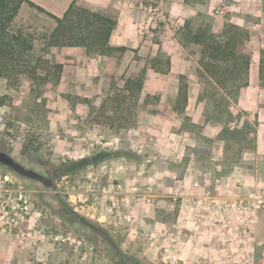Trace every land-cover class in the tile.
I'll use <instances>...</instances> for the list:
<instances>
[{
  "label": "rangeland",
  "instance_id": "obj_1",
  "mask_svg": "<svg viewBox=\"0 0 264 264\" xmlns=\"http://www.w3.org/2000/svg\"><path fill=\"white\" fill-rule=\"evenodd\" d=\"M186 2L188 9L181 13L178 4L165 7L161 0L159 15L148 12L154 23L142 32L141 52L127 47L109 52L106 70L59 68L68 56L61 47L45 48L41 38L53 21L28 5L20 10L15 27L36 35L41 77L0 76V96L7 100L0 107V149L49 178L51 185L0 163V264H120L123 260L110 241L143 264H169L161 259L158 240L148 238L160 221H174L169 200L135 205L131 222L124 218L129 208L122 204L120 211H108L99 221L82 198L115 176L125 186L132 181L172 182L185 175L190 180L195 173L202 179L211 173L212 142L204 125L185 113L179 88L187 96L202 91L204 109L223 107L224 101L210 99L220 90L198 66L201 46L191 42L188 31L221 30L229 17L227 6L235 9L238 4ZM168 45L179 48L176 60ZM63 72L67 78L62 80ZM87 82L95 84L91 97L82 94ZM215 118L220 125L225 120L221 113ZM165 127L173 134L167 137L172 146L160 142ZM245 129V134L228 136L233 149L253 141L252 127ZM134 144H142L143 150ZM120 158L124 169H119Z\"/></svg>",
  "mask_w": 264,
  "mask_h": 264
},
{
  "label": "crops",
  "instance_id": "obj_2",
  "mask_svg": "<svg viewBox=\"0 0 264 264\" xmlns=\"http://www.w3.org/2000/svg\"><path fill=\"white\" fill-rule=\"evenodd\" d=\"M31 1L59 17L63 15L73 2V0ZM138 1L140 0H76V4L115 18L116 26L109 38L110 45L113 47L137 48L138 53H140L144 47L142 44V32L154 23V18L138 6H133V3ZM162 1H164L165 7L172 3L178 4L176 6L181 13H185V10L188 9L186 0ZM194 3L198 5L199 2L194 1ZM237 4L238 7L235 9L227 6L229 17L227 16L226 21L244 27L249 31V39L246 42V46L251 52L248 84L233 93L224 91L218 86L220 91L213 93L210 99H221L224 101L223 107H217L212 104V106L204 109L202 102L206 98L202 91L198 90L194 94L187 96L184 110L187 115L192 116L193 122L204 125V134L212 142L208 152L210 156L208 162L212 165L211 173H206L205 175L209 178L214 176L229 181V186L232 189L237 179L250 182L258 176L264 180V85L260 78V62L262 50H264V0H237ZM27 5L23 4L22 8ZM217 12L220 11L217 10ZM191 42L198 45L193 41ZM168 46L173 52L171 58L176 60V54L180 51L179 48L177 46ZM60 49L69 58L68 62L62 63L64 68L70 66L78 70L85 66L96 70H106L107 60L110 58L107 54L88 53L85 48L80 46H65ZM199 53H201V49ZM198 66L202 68L200 62H198ZM63 73L61 76L62 80L67 78L65 72ZM207 78L212 84H216L213 79ZM70 80L73 81L72 79ZM196 84L200 85L201 83L196 80ZM92 87L93 89L95 88L94 83H86L85 88L82 90L84 97H91L89 91H91ZM220 113L225 118L221 125L215 118ZM204 116H207V119ZM248 126L252 127L250 135L253 141L241 143L237 147L239 149H233L228 136L231 137V135L236 133L245 134V128ZM163 130L164 133L160 135V142H165V145L167 144L168 146L171 142L167 137L173 134H169L166 127ZM170 137L172 138V136ZM175 140L174 142L177 144L179 141ZM193 178H199L198 174L190 175V179ZM256 232L260 239H258L259 242L254 253V264H264V211L259 213Z\"/></svg>",
  "mask_w": 264,
  "mask_h": 264
},
{
  "label": "built area",
  "instance_id": "obj_3",
  "mask_svg": "<svg viewBox=\"0 0 264 264\" xmlns=\"http://www.w3.org/2000/svg\"><path fill=\"white\" fill-rule=\"evenodd\" d=\"M133 6L161 13V0H140ZM134 146L143 150L142 144ZM120 160L119 169H124L123 159ZM156 198L169 200L177 213L172 223L160 222L158 230L148 235L160 243L162 261L186 264L188 253L210 264H253L251 240L244 238L252 234L260 211H264V180L260 177L250 182L237 179L232 189L229 181L206 175L190 180L185 175L172 182L132 181L125 186L115 176L91 192V197L85 193L82 204L90 207L99 221L108 211H120L122 204L129 208L124 218L133 222L135 205ZM2 229L7 231V226L2 225Z\"/></svg>",
  "mask_w": 264,
  "mask_h": 264
},
{
  "label": "trees",
  "instance_id": "obj_4",
  "mask_svg": "<svg viewBox=\"0 0 264 264\" xmlns=\"http://www.w3.org/2000/svg\"><path fill=\"white\" fill-rule=\"evenodd\" d=\"M23 4L34 7L54 22L48 32L41 34L45 48L80 46L88 53L99 55L108 54L114 49H126L123 46L113 47L109 43L112 30L116 26L115 18L77 5L76 0H73L60 17L31 0H0V76L10 77L23 73L32 79L41 77L38 72L41 57L34 49L36 35L24 33L15 27ZM186 26L189 27V24L186 23ZM188 34L193 42L201 46L200 63L206 77L213 79L221 89L230 93L248 84L251 58V52L246 46L249 39L248 29L226 22L219 31L200 27L195 32L189 30ZM58 67L62 68V64ZM260 78L264 85V50L260 62ZM179 90L186 103V90L182 86ZM6 101V95L0 96V107ZM25 139L26 137L23 140ZM79 218L85 221L83 217ZM90 225L93 226L91 223ZM110 243L123 260L120 264H143L139 259L121 252L112 241Z\"/></svg>",
  "mask_w": 264,
  "mask_h": 264
},
{
  "label": "water",
  "instance_id": "obj_5",
  "mask_svg": "<svg viewBox=\"0 0 264 264\" xmlns=\"http://www.w3.org/2000/svg\"><path fill=\"white\" fill-rule=\"evenodd\" d=\"M0 163L7 165L12 170L23 176L42 181L47 186L51 185V181L49 178L44 177L41 173L33 169L26 168L20 162H18L12 155L8 154L7 152L1 149H0Z\"/></svg>",
  "mask_w": 264,
  "mask_h": 264
},
{
  "label": "flooded vegetation",
  "instance_id": "obj_6",
  "mask_svg": "<svg viewBox=\"0 0 264 264\" xmlns=\"http://www.w3.org/2000/svg\"><path fill=\"white\" fill-rule=\"evenodd\" d=\"M176 211H175V217H174V220L176 218ZM258 223V221L253 225V228H252V234L248 235V236H245L244 239H249L251 240L250 244L253 246V264H254V253H255V250H256V247L258 245V239H260L257 235V232H256V224ZM180 264H183V263H180ZM186 264H210L208 263L207 261H204V260H199L198 261V257L194 256V255H186Z\"/></svg>",
  "mask_w": 264,
  "mask_h": 264
}]
</instances>
